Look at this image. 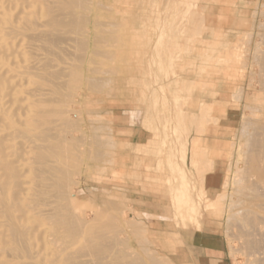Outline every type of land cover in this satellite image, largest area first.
I'll return each instance as SVG.
<instances>
[{"label": "rangeland", "instance_id": "obj_1", "mask_svg": "<svg viewBox=\"0 0 264 264\" xmlns=\"http://www.w3.org/2000/svg\"><path fill=\"white\" fill-rule=\"evenodd\" d=\"M234 7L233 0H85L75 9L84 23L72 33L83 48L71 42L55 49L56 68L70 77L69 86H60L70 95L49 106L61 113L69 108V128L61 135L64 166L72 171L71 206L88 226L113 224L110 235L117 233L121 245L115 250L125 248L145 264H197L201 253L221 255L227 264L264 262V245L251 255L236 221L243 205L257 199L245 196L243 186L263 177L250 138L264 139V0L240 19ZM34 44L17 58L19 70L32 65L36 53L32 62L44 56L41 43ZM26 81L16 87L18 97H30L33 87L32 100L51 87ZM19 105L27 108L26 100ZM214 172L215 188L206 189V176ZM184 188L198 206L200 227L180 224L175 214L173 197H181L174 205L185 213L193 210L188 195L178 193ZM40 224L32 251L50 258L60 242L48 221ZM195 242L216 250L193 249ZM6 250L0 254L8 256Z\"/></svg>", "mask_w": 264, "mask_h": 264}, {"label": "bare ground", "instance_id": "obj_2", "mask_svg": "<svg viewBox=\"0 0 264 264\" xmlns=\"http://www.w3.org/2000/svg\"><path fill=\"white\" fill-rule=\"evenodd\" d=\"M84 2L85 0H0V249L11 252H7L8 256L0 254V264H145L137 258L138 256L133 257L127 251L125 253V248L123 253L115 250L119 244H117V236L114 238L117 233L110 235L113 224V227L105 222L106 225L88 226L84 217L78 215L75 208L71 206L72 194L69 189L71 174L67 171L71 169L66 170L67 167H65L68 161L66 150L63 149L66 146L63 145L66 134L63 135L64 137L61 135V131L65 129L64 126L68 127L65 119L69 108L61 113L58 112V107L55 106L56 111L49 104L55 97L67 92V90L61 91L60 86H63L61 84H69V79L65 78L69 76L67 71L62 67L56 68V66L60 67V59H56L58 63L55 65L56 69L53 68V63H56L54 60L58 58L57 48L60 45L59 49L63 50L61 45L71 42L83 48V41L72 35L79 34L77 27L84 23L83 13L81 15L75 10ZM38 6L40 12L44 11V16L42 12L39 14L37 11ZM36 42L41 43L40 47L44 56L41 55V59L37 58L38 61L36 59L32 62L38 55L31 53L35 57L33 56L31 60L30 56L29 63L33 64L28 66L24 64L26 67L23 65L24 69L19 70L17 58L24 53L23 50L27 46ZM38 47L35 46V50L36 48L38 50ZM61 52L60 56H64ZM64 53H69V48L68 52ZM67 70L69 71V67ZM24 78L27 81L35 79L37 87H43L47 83L51 84V87L45 88L47 90L43 89L42 92L36 91L37 98L31 100V95L35 92L30 85L31 95L28 97L24 94L26 96L24 99V96L21 98L16 94V87ZM57 79H61V82L59 83L60 80ZM23 84L26 83L23 82ZM69 93L66 94L70 95ZM23 100H26L27 108L20 105L14 106ZM32 105L33 109L30 107ZM61 108L64 111V108ZM59 119L64 122L63 125L58 124ZM261 131L264 136V129ZM259 136L249 138L250 143L256 147L252 152V159L259 163L256 169L261 170L259 173L263 177L246 187L244 185L245 190L242 189L246 191L245 196L247 194L252 196V199L255 197L257 199L250 201L249 197L246 198L250 201H247L249 204L247 203L245 207L243 205L242 213L236 217L238 234L240 238H243L244 249L249 252L259 250L264 245V239L257 240L259 238L255 239L257 235L255 238L252 236L257 231L263 234L262 238L264 237V139H260ZM69 139L71 141V137ZM254 154L256 157L259 155L257 159L254 158ZM249 193H257V196L253 194V197ZM40 221L49 222L50 226H47L54 236L52 239L60 242V246L57 245L58 249L52 252L53 256L51 255L50 258L46 257L47 254L40 255L32 251L35 244L33 239L41 234L38 228L42 226ZM114 230L113 232H116L115 228ZM73 245H78L77 249L67 250ZM254 253L256 252L251 255ZM257 261L255 264H264L262 259V262Z\"/></svg>", "mask_w": 264, "mask_h": 264}, {"label": "crops", "instance_id": "obj_3", "mask_svg": "<svg viewBox=\"0 0 264 264\" xmlns=\"http://www.w3.org/2000/svg\"><path fill=\"white\" fill-rule=\"evenodd\" d=\"M233 1H235V7L232 9L234 12V17L236 19H240V18L247 17L250 11V5L257 2L258 0H233ZM213 8L216 9L217 11L223 9L220 6L219 7L215 6ZM173 131L176 132V127L173 128ZM186 151L187 149L184 147L182 149V152H183L182 159H184L186 155ZM217 175L218 174L214 172L206 176V182H207L206 189L209 188V190H212L213 188H215L214 183L217 181ZM179 176H180V184L183 185V187H187L188 182L185 180V173L179 170ZM178 193L180 196L188 195L187 200L193 203V210L189 209L188 212L185 213L184 208H179L178 205H174V203H177L180 201L181 197L172 198V202H173L172 205L175 209V214L178 217L180 224L186 225L187 223H195L198 227H200V221H199L200 211L198 209L196 202H194V200L191 199V197L189 196L188 188H184ZM192 247L193 249L199 248L201 250H209V251L216 250V248H212L210 246H202L198 244V242L193 243ZM198 256L199 257L197 259V264H227L226 260L221 255H216L213 253H201Z\"/></svg>", "mask_w": 264, "mask_h": 264}]
</instances>
